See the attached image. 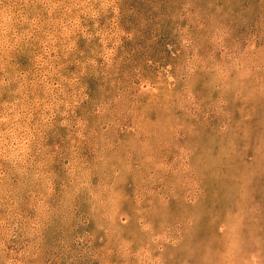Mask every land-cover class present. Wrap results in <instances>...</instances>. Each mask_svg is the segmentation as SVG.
<instances>
[{
    "label": "rangeland",
    "instance_id": "374dc122",
    "mask_svg": "<svg viewBox=\"0 0 264 264\" xmlns=\"http://www.w3.org/2000/svg\"><path fill=\"white\" fill-rule=\"evenodd\" d=\"M0 264H264V0H0Z\"/></svg>",
    "mask_w": 264,
    "mask_h": 264
}]
</instances>
